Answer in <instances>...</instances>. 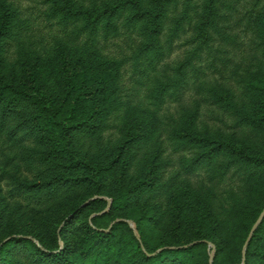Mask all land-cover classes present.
I'll return each mask as SVG.
<instances>
[{
	"label": "trees",
	"instance_id": "obj_1",
	"mask_svg": "<svg viewBox=\"0 0 264 264\" xmlns=\"http://www.w3.org/2000/svg\"><path fill=\"white\" fill-rule=\"evenodd\" d=\"M181 1L182 9L162 41L165 14ZM203 1L210 18L194 25L199 42L176 64L172 76L160 78L157 66L183 25L192 21L197 0H42L45 6L38 15L32 7L20 8L12 0H0V125L4 126L9 120L11 133L41 134V139L54 151L49 164L53 163L49 167L51 174L37 187L41 197L57 198L61 192L82 189L87 180L86 172L98 187L115 194L112 207L116 211L132 208L145 195L148 199L156 197L157 178L151 175L154 167L160 165L144 171L143 163L137 162L136 156V147L152 146L161 129L156 108L150 106L157 107L168 96L177 95L188 75L198 73L193 59L199 57L207 45L210 31L227 38L216 24L217 17H227L218 13V2L227 9L235 4L228 0ZM41 16L45 21L42 27L37 24ZM256 26L260 38L258 50L264 60L263 20ZM53 27L65 35H56ZM100 30L136 34L141 44L129 57L104 54L94 41ZM130 62L131 72L145 90H140L138 104L122 111L126 102L118 73ZM261 69L264 84V68ZM208 86L204 81L196 84L197 88L213 95L214 88ZM241 106L237 109L238 123L256 131L258 147L250 144L237 148L227 136L200 130L196 124L197 108L183 109L181 115L172 120L165 132L173 150L191 151V156L181 159L184 172L189 173L206 163L212 171L220 166L224 175L235 165L244 172L248 182L264 186V88L256 87L249 102ZM113 114H121L120 143L115 157L108 160L113 154L98 146L91 151L88 141L109 127L107 122ZM219 156L222 163L215 165L214 160ZM120 158L124 160L122 175L134 166L135 171L137 169V181L130 187L117 176L115 166ZM24 185L26 191L32 193V186ZM87 201L90 203L93 199L88 197ZM237 201L225 210L228 217L219 227H213L210 220L204 218L205 233L199 239L217 248L221 244L218 238L241 239L236 250L238 264H264V236L258 237V228L254 229L246 249L242 247L251 228L250 222L242 220L240 206H243ZM249 213L252 216L254 210ZM136 220L139 226L134 230L119 220L110 228L86 222L82 233L73 236L65 220L51 235L50 246L41 244L30 234L9 236L0 245V264H192L191 245L168 243L146 248L140 236L141 219ZM160 220L157 214L149 216V221ZM254 241L256 245L250 247ZM18 249L25 254L21 262L14 259Z\"/></svg>",
	"mask_w": 264,
	"mask_h": 264
},
{
	"label": "rangeland",
	"instance_id": "obj_2",
	"mask_svg": "<svg viewBox=\"0 0 264 264\" xmlns=\"http://www.w3.org/2000/svg\"><path fill=\"white\" fill-rule=\"evenodd\" d=\"M12 1L18 3L20 8H34L36 15L45 6L42 0ZM228 1L235 2L234 7L227 9L218 2L217 8L219 14L227 17L216 18L219 31L227 38L211 30L207 45L199 57L193 59L198 73L188 75L177 95L168 96L157 107L150 106L156 108L161 129L152 146L136 147V156L137 162L143 163L144 171L149 172L151 166L160 165L154 167V175H151L157 178L156 197L148 199L145 195L132 208L116 211L112 207L115 194L105 187H98L88 177V172L84 175L87 180L82 189L61 192L57 198L41 197L37 187L51 174L49 167L53 163L49 164L54 151L41 139V134L26 136L19 132L11 133L12 123L9 120L4 126L0 125V245L9 236L30 234L41 244L50 246L51 235L65 220H68L66 228L73 236L82 233V226L86 222L92 226L110 228L119 220L127 228L134 230L139 226L136 219L140 218V236L148 249L168 243L188 244L192 247V264H238L236 250L242 240L229 236L218 238L221 243L218 248L200 240L206 228V225L202 227L205 223L203 220L207 217L213 227H219L228 217L225 210L239 200L243 206H240L243 209L241 218L244 222H250L251 228L243 242L242 247L245 250L254 229L258 228V237L264 236V186L248 182L244 172L235 165L224 175H221L223 169L220 166L212 171L211 166L206 163L200 164L189 173L184 172L181 159L191 156V151H174L165 132L183 109L192 111L197 108L196 124L200 130L227 136L237 148H245L250 144H256V147L260 145L255 137L256 131L238 123L240 117L237 109L244 102H249L256 87L264 88L261 73L264 60L258 50L260 38L256 26L258 21L264 22V0ZM204 2L197 0L198 5L192 21L183 25L171 47L166 48V53L157 66L160 78L165 75L172 76L176 64L184 60L199 42L194 25L210 18ZM181 9L182 1L178 7L167 10L162 23V41L166 39L168 30ZM37 24L41 27L45 24L42 16ZM53 30L58 36L65 35L57 27H53ZM94 41L104 54L116 58L129 57L141 44L136 34L123 30L115 33L100 30ZM131 71L130 62V65L118 73L123 100L126 102L122 111L129 105L138 104L142 94L140 90H145ZM201 81L214 88L213 95L196 87ZM120 116L121 114L111 115L107 122L109 127L91 138V142L88 141L91 151L95 150L94 146H98L113 154L108 160L115 157L116 146L120 143ZM145 153L147 154L144 155ZM118 160L115 166L117 176L130 187L137 181V169L135 171L134 166L122 175L124 160ZM214 162L215 165L222 163L221 157H217ZM24 184L32 186V193L26 191ZM88 197L93 202L88 203ZM243 201L250 204L246 203L248 205L244 206ZM251 209L254 213L249 216ZM156 214L161 216L160 222L149 221V216ZM125 233L129 234V230ZM255 245L256 241L250 247ZM16 252L14 259L20 262L21 259L24 260L25 254H21L20 249ZM7 256L9 257L8 254Z\"/></svg>",
	"mask_w": 264,
	"mask_h": 264
}]
</instances>
